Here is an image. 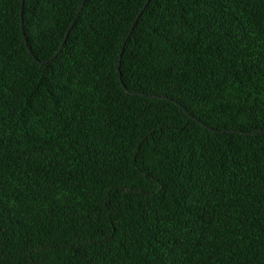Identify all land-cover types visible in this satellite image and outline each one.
Here are the masks:
<instances>
[{"label":"trees","instance_id":"1","mask_svg":"<svg viewBox=\"0 0 264 264\" xmlns=\"http://www.w3.org/2000/svg\"><path fill=\"white\" fill-rule=\"evenodd\" d=\"M0 264H264V0H0Z\"/></svg>","mask_w":264,"mask_h":264},{"label":"water","instance_id":"2","mask_svg":"<svg viewBox=\"0 0 264 264\" xmlns=\"http://www.w3.org/2000/svg\"><path fill=\"white\" fill-rule=\"evenodd\" d=\"M81 7H82V4H81V6L79 7V10H78V12H77V13H79V12H80V10H81ZM64 39H65V37H64ZM64 39H63V41H64Z\"/></svg>","mask_w":264,"mask_h":264}]
</instances>
